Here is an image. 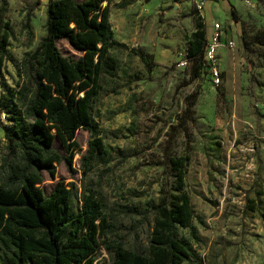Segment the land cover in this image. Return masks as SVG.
Masks as SVG:
<instances>
[{
    "label": "rangeland",
    "instance_id": "obj_1",
    "mask_svg": "<svg viewBox=\"0 0 264 264\" xmlns=\"http://www.w3.org/2000/svg\"><path fill=\"white\" fill-rule=\"evenodd\" d=\"M185 1L112 0L115 39L124 46L112 50L119 71L104 81L97 104L106 162L83 174L90 134L81 129L72 167L62 161L55 176L43 171L39 186L47 195L59 183L100 192L118 238L142 252L154 225L149 206L158 204L163 187L174 181L163 165L165 154L187 153L186 184L195 217L180 237L194 255L184 264H264V0H238L230 19L218 24L219 86L206 65L196 69L188 58L193 25L187 16L181 17L177 46H169L168 18L174 5ZM48 2L0 0V27L10 35L2 82L23 109L33 94L28 62L47 34ZM57 45L66 56H81L64 39ZM195 99L193 119L181 126ZM7 104L0 101V185L11 184L10 167L19 163L1 128L13 125L3 111ZM54 148L69 156L59 139ZM5 258L0 252V264ZM94 263L110 264L104 248Z\"/></svg>",
    "mask_w": 264,
    "mask_h": 264
},
{
    "label": "trees",
    "instance_id": "obj_2",
    "mask_svg": "<svg viewBox=\"0 0 264 264\" xmlns=\"http://www.w3.org/2000/svg\"><path fill=\"white\" fill-rule=\"evenodd\" d=\"M111 2L49 0L47 34L28 62L33 94L24 109L14 103L15 93L2 82L10 35L0 27V101H8L3 111L13 122L1 128L7 149L19 159L10 167L11 184L0 185L4 264H95L100 248L106 250L110 264H184L194 255L189 242L180 237L181 229H192L195 217L186 184L191 161L187 153L165 154L163 165L174 181L163 187L160 202L149 206L154 225L142 252L127 248L118 238L100 192L59 183L47 195L39 186L43 171L55 176L56 164L62 161L72 167L81 129L90 134L83 174L91 172L96 163L106 162L108 151L96 120L97 104L104 81L119 71L112 50L124 46L115 39ZM194 15L188 58L200 70L205 67L208 38L204 18L198 17V10ZM61 39L81 56L64 55L57 45ZM195 104L196 99L184 112L181 126L193 119ZM56 139L69 156L54 148Z\"/></svg>",
    "mask_w": 264,
    "mask_h": 264
},
{
    "label": "crops",
    "instance_id": "obj_3",
    "mask_svg": "<svg viewBox=\"0 0 264 264\" xmlns=\"http://www.w3.org/2000/svg\"><path fill=\"white\" fill-rule=\"evenodd\" d=\"M166 1V0H165ZM238 0H187L183 6L174 5L172 15L169 16L170 25H173L172 41L169 46L175 47L178 44V32L181 25L182 15L187 16L188 21L195 29V15L196 8L201 7L200 14L203 16L206 24L207 38H210L214 33L215 24L225 23V18L230 19L233 7L237 5ZM192 31V33H193ZM191 33V34H192ZM225 35L223 40L225 42ZM167 46V45H166Z\"/></svg>",
    "mask_w": 264,
    "mask_h": 264
},
{
    "label": "built area",
    "instance_id": "obj_4",
    "mask_svg": "<svg viewBox=\"0 0 264 264\" xmlns=\"http://www.w3.org/2000/svg\"><path fill=\"white\" fill-rule=\"evenodd\" d=\"M201 9V7H199ZM220 25L215 24L213 35L208 38L207 44L204 49L205 65L208 67L211 81L213 85L219 86L222 82V71L219 66V51L222 47L221 43ZM186 62H179L178 66H185Z\"/></svg>",
    "mask_w": 264,
    "mask_h": 264
}]
</instances>
